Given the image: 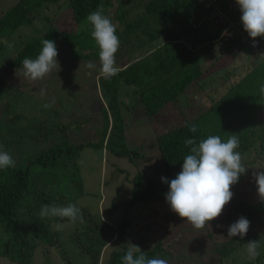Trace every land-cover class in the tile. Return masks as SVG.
I'll list each match as a JSON object with an SVG mask.
<instances>
[{"label": "trees", "instance_id": "1", "mask_svg": "<svg viewBox=\"0 0 264 264\" xmlns=\"http://www.w3.org/2000/svg\"><path fill=\"white\" fill-rule=\"evenodd\" d=\"M55 1L16 0L12 7L0 15V38L12 35L20 26L31 25L32 20L39 16L42 9H47L48 5ZM64 1L74 29L59 31L50 24L40 36H33L22 43L9 60L8 69L23 67L21 62L26 57L35 59L42 48L43 39L54 41L57 52L63 54L69 62L99 57V48L91 37V25L86 22V17L96 11L98 6L103 5V14L115 25L116 35L120 40L119 49L115 54L116 65L120 71L110 79H104L101 73L98 76L104 104H99L98 111L93 113L94 121L88 125L92 136H87L76 143L64 137L59 143H53L28 158L23 166L0 169V257L12 264H32L31 256L38 244H43L45 247L58 246V234L50 232L48 228L52 223L69 221L66 218H41L39 213L44 205L74 204V198L81 194L76 163L81 150L86 147L96 150L105 149L113 158L128 160L137 157V153L128 149L125 143L120 116L122 109L120 103L123 101L118 99L120 88L134 89L133 92L138 95L140 108L145 113L146 120L149 123H158L160 127L155 135L160 173L158 172L155 177H147L138 172L129 180L126 208L136 205L141 207L147 203L158 206L169 205L165 199L169 187L161 177L170 181L181 171L184 157L191 154V146L185 145L186 139H195L199 142L209 135H218L223 142H226L235 134L240 141L237 151L241 155L253 148L255 142L259 140H261L257 144L259 149L261 151L264 149L262 142L264 118H261L264 115V100L260 98L258 91L260 84L264 83V61H258L251 68L248 66L236 80L225 79L228 72L224 71L219 80L216 78L218 85L201 96L200 107L188 108L184 105L181 108L180 111L184 114L180 124L169 123L170 116L166 111H161V108L168 103L179 106V99L185 90L201 87L204 79L214 69L219 67L223 70V67L232 61L234 53L230 48L231 45L226 44L222 53L217 51L209 55L219 62L205 66L206 53L210 47H213L212 40L215 35L213 33L207 35L204 29L199 28L196 36L185 38L188 35L187 30L193 26L194 19L203 15L204 0H149L132 23L124 22L120 8L114 10V18L110 17L109 10L112 7L110 0ZM217 1L223 7L231 4L237 18L241 20L242 14L236 0ZM139 35L146 37L142 40L139 39ZM162 35L164 42L161 45L148 47ZM130 38L135 40V44L131 45L128 54L121 53L120 50L127 47ZM183 38L185 41L181 40ZM257 39L259 48L264 53V37ZM198 41L204 44L199 54L196 51ZM232 41L236 44V40ZM236 48L238 49L239 46ZM8 77L9 75L6 74L0 77V81L4 82ZM193 124L197 127L196 133L189 131V125ZM72 126H77V122L61 126L60 130ZM259 170L264 171V166L261 165ZM40 174L43 175L42 178ZM58 177L63 178L69 196L51 188L50 181ZM35 180H41L36 189L32 187ZM234 186L235 184L231 189ZM255 188L257 190V185ZM89 214L84 212L83 220L93 222ZM242 216L250 221V225L264 219V201L259 197L256 203L250 205L245 199L233 194L227 209L219 219L223 226L222 239L229 238L228 227ZM125 221L124 217L114 227L109 224L105 227L93 226L97 234L85 238L86 244L81 247V253L88 257V264H96L100 247L113 237L122 241L128 227ZM185 224L192 226L188 222ZM208 227L206 224L200 230H204L208 240L214 244L213 234L207 230ZM255 233L259 232L254 229L250 241L257 239ZM177 236L179 239L181 235L177 233ZM77 238L74 237V240L79 241ZM170 243H163L158 239L150 248L140 249L147 258L165 259L170 254L167 250ZM127 248L120 246L117 250L110 251L106 264H122L121 257L126 253ZM58 251L62 254V251ZM263 256L264 254H260L251 262L245 260L241 264H264L259 262Z\"/></svg>", "mask_w": 264, "mask_h": 264}, {"label": "rangeland", "instance_id": "2", "mask_svg": "<svg viewBox=\"0 0 264 264\" xmlns=\"http://www.w3.org/2000/svg\"><path fill=\"white\" fill-rule=\"evenodd\" d=\"M15 1L0 0V15L12 7ZM110 1H112V7L109 10L110 17L114 18V10L120 8L124 22L132 23L149 0ZM234 15H236L235 11ZM50 24L59 31L74 29L64 0L51 2L47 9H42L39 16L32 20L31 25L20 26L12 35L0 38V77L9 75L4 82L0 81V149L13 157L16 161L14 167L23 166L28 158L53 143H59L64 137L76 143L87 136H92L88 125L94 121L93 113L98 111L99 104H104V97L98 85L99 57L92 60L69 62L63 54L58 53L59 66L37 81L25 78L23 67L8 69L9 60L22 43L33 36H40ZM215 27L214 23L203 29L207 35H210ZM187 32L188 35L185 38L198 34V30L193 26ZM139 36L142 40L146 37L145 35ZM181 40L185 41L184 38ZM163 42L164 35L155 39L148 47L154 48ZM133 44L135 40L130 38L127 47L121 49L120 52L128 54ZM220 44L216 42L213 47H210L206 53L208 56H205V66L219 62L218 59L214 60L209 55L217 51L222 53ZM203 47L204 44L199 42L197 54L202 52ZM231 50L234 53L232 61L226 64L223 70L219 67L214 69L208 76L209 78L204 79L201 87L185 90L179 99V106L168 103L161 108L162 112L166 111L170 116L169 123L180 124L184 114L180 110L184 105L188 108L200 107L201 96L218 85L216 80L223 76L224 71L228 72L225 79L236 80L248 66L251 68L258 61H264V53L259 47L248 49L245 44H241L238 49L236 46H231ZM89 63L95 67L89 69L87 67ZM41 89L44 90L43 95ZM133 91L134 89L131 88H120L118 99L123 101L120 103L122 106L120 116L126 147L135 151L137 157H131L130 161L126 158H113L105 149L96 150L88 147L79 152L76 163L81 194L74 198L73 203L83 211L81 212L83 218L85 217L84 212L90 213L93 222L84 219V223L79 221L75 224L52 223L48 229L58 234V246L45 247L43 244L35 246L31 256L32 264H88V257L81 253V247L86 244L85 238L94 237L97 234L93 226L105 227L109 224L114 227L124 217L128 227L122 241L113 237L101 246L96 264H106L110 251L117 250L120 246L128 247L129 242L141 249H148L158 239L163 243L171 242L170 247L167 248L170 254L165 258L168 264H241L245 260L251 262L252 260L247 256L246 247L252 238L254 229L259 232L255 233L256 240L261 244L258 250L260 254H264V219L250 225L243 239L239 236L227 240L222 239V227H217V225H221L219 219L227 209V205L219 217L206 223L209 226L207 230L213 234L214 244L208 240L204 230H198L185 224L186 220L174 213L169 205L158 206L147 203L141 207L136 205L126 208V198L130 188L129 180L138 172L147 177H155L158 172L160 173L159 153L155 141V135L160 127L158 123H149L146 120L145 113L140 108L138 95ZM45 104L52 106L45 108ZM261 118H264V115ZM75 122L77 126L60 130L61 126ZM259 142L261 140L256 141L254 147H251L248 152L242 153V163L246 167V172L230 189L235 196L245 199L250 205L256 203L259 198L255 188L254 173L260 172V166H264V149L263 151L259 149L257 145ZM262 142L264 145V140ZM40 176L42 178L43 175L40 174ZM40 182L41 180H35L32 187L38 188ZM50 182L52 189L66 196L70 195L65 188L63 178H54ZM58 225H62L59 230ZM177 233L181 235L179 239ZM74 237H78L79 241H75ZM58 250L62 251V254ZM259 262L264 263V256ZM0 264L12 263L0 257Z\"/></svg>", "mask_w": 264, "mask_h": 264}, {"label": "clouds", "instance_id": "3", "mask_svg": "<svg viewBox=\"0 0 264 264\" xmlns=\"http://www.w3.org/2000/svg\"><path fill=\"white\" fill-rule=\"evenodd\" d=\"M236 3L242 14L243 28L248 35L253 39L264 37V0H236ZM103 11V5L98 6L96 11L86 17V22L91 25V37L99 48L100 73L104 79H110L120 71L115 60L120 40L116 35L115 25ZM41 43L42 48L35 59L26 57L21 62L23 75L30 81L43 79L59 66L55 42L43 39ZM87 67L92 69L95 65L89 63ZM258 91L260 98L264 100V83L260 84ZM41 94H44L43 89ZM51 106L44 105L45 108ZM189 131L196 133V125H189ZM239 144L240 141L235 134L226 142L218 135H209L199 142L195 139H186L185 145L191 146V154L184 157L181 171L170 181L161 177L169 187L165 199L171 210L195 229H203L206 223L219 217L224 207L231 201L233 197L231 186L246 172L241 153L237 151ZM15 163L8 152L0 149V169L14 167ZM254 179L258 195L264 201V171L254 173ZM39 215L41 218H66L72 224L77 221L84 223L80 209L71 203L67 206L44 205ZM61 227L62 225H58V230ZM249 227L250 221L242 216L228 227L227 235L229 238L239 236L243 239ZM260 247L258 240L247 243L246 253L250 260L260 256L258 250ZM137 253L139 255H136ZM121 261L122 264H168L165 259L147 258L139 246L131 242L128 243Z\"/></svg>", "mask_w": 264, "mask_h": 264}, {"label": "built area", "instance_id": "4", "mask_svg": "<svg viewBox=\"0 0 264 264\" xmlns=\"http://www.w3.org/2000/svg\"><path fill=\"white\" fill-rule=\"evenodd\" d=\"M203 15L194 19L193 27L195 29L204 28L211 24H216L212 31L214 35L212 43H221L222 51L224 45L230 43L231 46L245 44L248 49L259 47V40L251 38L244 30L242 23L234 15L231 4L220 5L217 0H204L202 5ZM232 40H236L233 44ZM231 48V47H230ZM221 50V49H220Z\"/></svg>", "mask_w": 264, "mask_h": 264}]
</instances>
